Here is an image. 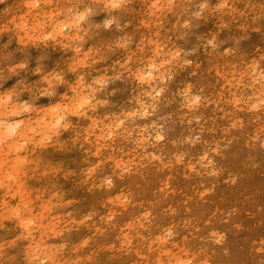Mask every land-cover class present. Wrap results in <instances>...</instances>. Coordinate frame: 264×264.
I'll use <instances>...</instances> for the list:
<instances>
[{
	"label": "rangeland",
	"instance_id": "obj_1",
	"mask_svg": "<svg viewBox=\"0 0 264 264\" xmlns=\"http://www.w3.org/2000/svg\"><path fill=\"white\" fill-rule=\"evenodd\" d=\"M104 3L0 0V111L16 102L31 125L20 157L0 158V264L16 253L20 264H264V0H123L107 25ZM62 19L61 33H45ZM121 45L187 60L207 115L191 124L216 139L208 175L170 165L161 149L156 186L117 140L131 94ZM86 84L84 129L71 108ZM51 114L66 124H46Z\"/></svg>",
	"mask_w": 264,
	"mask_h": 264
},
{
	"label": "bare ground",
	"instance_id": "obj_2",
	"mask_svg": "<svg viewBox=\"0 0 264 264\" xmlns=\"http://www.w3.org/2000/svg\"><path fill=\"white\" fill-rule=\"evenodd\" d=\"M109 1L110 5L104 3L106 9H101V13H103L101 24L103 25H107L111 20L117 22L124 12L123 8L126 7L123 0ZM68 13L65 12V15ZM68 23L66 19L55 21V25L45 33H61L62 27L67 26ZM119 49L121 57L131 63V66L125 69L128 81L126 88L131 91V94L127 98V105L122 108V115L118 117V120H122V122L125 120V125L120 133L122 134L121 138L117 140L130 149H137L138 155H140L139 165L141 170H143V173L153 172L156 175L153 177L156 186H160V174L153 168V161L158 155L157 152L161 149H165V155L170 165L180 164L184 170H191L196 166L195 172H205V175H208L210 166L205 153L211 145L210 142L216 141V139L212 137V133L206 130L204 132L199 125L191 124L194 118L201 116L205 119L207 115L204 112V106L201 104L202 100L199 99L200 95L192 89L193 84L188 77L189 72L185 68L186 66L190 69L187 60L176 59V52L168 48H155L153 53H143L140 56L131 53L129 47L121 45ZM82 60L84 61V58ZM79 62L77 63L79 64ZM211 77L217 78L214 73L211 74ZM86 86H88V89L83 85L74 89L75 98L71 108L76 116L75 126L84 129L90 126V118L94 114H92L93 108L89 110V115L83 110L84 107L87 108L91 105L89 96L95 95L91 87L87 84ZM261 91H263L262 88ZM170 102L174 103L178 112L174 117L166 110V105ZM22 110L26 111L27 108L23 106L19 108L17 103L14 102L12 106L6 104L0 111V140H4L6 143L5 146L3 145L5 152L1 150L3 147L0 149L1 159L3 155L9 156L11 159H18L20 157L19 152L24 148L23 142L27 139V132L30 130L31 125L27 114H20ZM10 119L12 120L10 121ZM48 119L46 122L47 118L43 117V123L66 124L62 116L58 114H51ZM200 123L205 125V120L198 122V124ZM206 123H210V121H206ZM119 125L120 123H117L114 126L118 128ZM99 131L101 134L103 128H100ZM198 136L200 138L196 139ZM225 140L227 138L222 139L221 142H225ZM181 156L187 157L186 162L181 160ZM158 161L159 165L166 166V160L158 158ZM158 192L156 191V195ZM163 235L164 233L153 234L157 245L177 247L178 242L166 245ZM118 241H122V239L119 238ZM20 260H23V258L16 253L12 258V263L20 264ZM169 264L173 263L170 262ZM179 264L187 263L183 261Z\"/></svg>",
	"mask_w": 264,
	"mask_h": 264
}]
</instances>
